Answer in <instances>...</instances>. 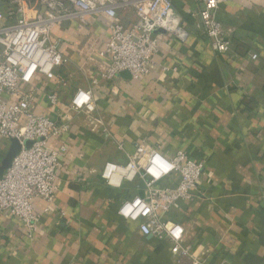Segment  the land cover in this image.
I'll return each mask as SVG.
<instances>
[{"label": "crops", "instance_id": "obj_1", "mask_svg": "<svg viewBox=\"0 0 264 264\" xmlns=\"http://www.w3.org/2000/svg\"><path fill=\"white\" fill-rule=\"evenodd\" d=\"M28 2L42 14L38 0ZM173 4L189 38L160 37L152 71L139 81L127 73L112 82L100 78L110 62L98 55L110 37L105 17L54 30L69 61L54 78L37 75L25 90L36 98L37 115L71 120L68 134L49 141L52 150L67 147L56 173L58 193L52 205L35 201L39 223L31 238L20 220L0 214V264H174L169 243L142 235L118 214L121 201L142 195V185L114 189L101 178L107 162H127L118 143L129 154L139 143L203 163V197L177 203L164 220L184 228L185 244L203 251L207 264H264V0L221 5L217 20L232 33L224 55L212 51L192 15L194 0ZM8 9L9 0H0V13ZM121 18L126 28L134 26L133 12ZM78 89L92 92L95 116L108 132L93 131L83 113L71 112ZM20 150L0 137V178Z\"/></svg>", "mask_w": 264, "mask_h": 264}, {"label": "built area", "instance_id": "obj_2", "mask_svg": "<svg viewBox=\"0 0 264 264\" xmlns=\"http://www.w3.org/2000/svg\"><path fill=\"white\" fill-rule=\"evenodd\" d=\"M233 0H194L196 11L192 14L201 20L204 34L216 54H229L232 49V33L226 31L217 20L221 5ZM214 3V7H210ZM42 14L35 13L28 0H9L5 16L0 13V137L17 141L21 147L10 167L0 178V214H8L20 220L31 238L39 223L34 212L36 200L48 205L55 202L58 193L57 170L60 157L67 147L52 150L49 141L68 134L70 121L64 117L61 123L35 113L36 98L25 90L37 75L54 78L56 69L68 63L61 53L62 38L53 34L57 28L79 22L88 25V18L103 16L108 20V42L98 53L108 59L109 65L100 73L103 81L112 82L127 73L133 81L150 75L154 58L159 52L160 37L173 35L186 42L189 33L183 26V17L174 7L173 0H38ZM131 11L135 16L132 28H126L122 12ZM16 19L13 23H2ZM257 55L251 56L252 60ZM89 97L78 107L75 100L81 94ZM57 104V95L50 96ZM72 113H83L93 131L108 132L104 118L95 116L96 104L91 91L78 89L70 102ZM30 142L29 147L26 143ZM118 150L127 162H107L101 178L107 187L120 189L124 184L142 185V195L124 199L118 214L125 221L135 223L142 235L170 244L174 264H207L205 253L193 250L185 244L182 226L166 222L163 215L177 203L202 198L198 182L204 175L203 163L192 161L183 152L166 156L160 148H148L135 144L129 154L123 143ZM159 155L168 170L157 169L159 178L149 174L152 160ZM111 172L109 173V168ZM139 200L147 215L138 209L127 218L121 214L126 205ZM171 224L172 227L167 226ZM181 229L177 238L173 233Z\"/></svg>", "mask_w": 264, "mask_h": 264}, {"label": "clouds", "instance_id": "obj_3", "mask_svg": "<svg viewBox=\"0 0 264 264\" xmlns=\"http://www.w3.org/2000/svg\"><path fill=\"white\" fill-rule=\"evenodd\" d=\"M210 7H214V3L210 5ZM89 100L88 95L81 93L77 99L75 100V104L80 107L83 104L87 103ZM157 169H163L165 171L168 170V165L166 164L165 161H163L161 159V157L159 155H157L153 160H152V167H150L148 169V172L150 175L159 178L160 173L157 171ZM111 167L109 168V173L111 172ZM134 209H138V211H136V214L133 216V219L136 218V216H138L140 214L141 211L144 212L145 215H147V210L144 208V206L141 205V202L139 200L135 201L134 204L132 205H126L122 210H121V214L123 216H125L126 218L131 215L134 211ZM168 228H171L172 225L169 224L167 226ZM181 232V229L179 227L176 228L175 232L173 233V235H175L177 238L179 237Z\"/></svg>", "mask_w": 264, "mask_h": 264}, {"label": "water", "instance_id": "obj_4", "mask_svg": "<svg viewBox=\"0 0 264 264\" xmlns=\"http://www.w3.org/2000/svg\"><path fill=\"white\" fill-rule=\"evenodd\" d=\"M14 142H17V141H14ZM17 143H18V142H17ZM30 145H31L30 142H27V143H26V146H27V147H29ZM20 148H21V147H20ZM18 153H19V152H18ZM14 158H15V157H14ZM14 158H13V159H14ZM9 167H10V165H9ZM9 167H8V168H9ZM8 168H7V169H8Z\"/></svg>", "mask_w": 264, "mask_h": 264}, {"label": "rangeland", "instance_id": "obj_5", "mask_svg": "<svg viewBox=\"0 0 264 264\" xmlns=\"http://www.w3.org/2000/svg\"><path fill=\"white\" fill-rule=\"evenodd\" d=\"M83 81H84V79H83Z\"/></svg>", "mask_w": 264, "mask_h": 264}]
</instances>
